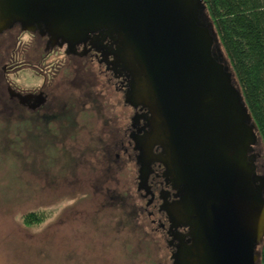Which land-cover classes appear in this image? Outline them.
I'll return each instance as SVG.
<instances>
[{
	"label": "water",
	"instance_id": "water-1",
	"mask_svg": "<svg viewBox=\"0 0 264 264\" xmlns=\"http://www.w3.org/2000/svg\"><path fill=\"white\" fill-rule=\"evenodd\" d=\"M16 23L68 52L90 43L125 75L126 103L145 111L139 190L157 163L173 191L161 196L173 264H261L258 128L204 0H0V32Z\"/></svg>",
	"mask_w": 264,
	"mask_h": 264
},
{
	"label": "flooded vegetation",
	"instance_id": "flooded-vegetation-1",
	"mask_svg": "<svg viewBox=\"0 0 264 264\" xmlns=\"http://www.w3.org/2000/svg\"><path fill=\"white\" fill-rule=\"evenodd\" d=\"M25 35L29 39H23ZM99 76L105 78L102 92L96 91ZM111 91L115 104L105 98ZM126 91L125 75L112 71L102 53L92 49L90 43L77 46L72 53L66 44L53 46L39 30L27 31L18 23L0 32V134H49L56 141V134H70L73 180L77 185H94L103 191L110 181L120 182L119 175L127 164L135 165L137 193L145 206L138 207L134 215H147L150 231L144 232L145 237L160 245L159 251L165 243L167 261L173 264L171 256L179 240H173L170 221L161 210L162 194L173 191L163 177L164 167L157 163L152 165L147 183L149 195L145 189L139 190L140 152L135 138L142 135L139 130L144 122L133 119L145 111L126 103ZM126 107L133 112L129 124ZM5 148L10 150L9 142ZM9 197L7 188L5 194L0 193V203L7 204ZM172 199L168 196L169 201ZM0 215L10 219V207L1 208ZM143 228L146 230L145 222ZM187 233V227L179 228V236L188 237Z\"/></svg>",
	"mask_w": 264,
	"mask_h": 264
},
{
	"label": "rangeland",
	"instance_id": "rangeland-1",
	"mask_svg": "<svg viewBox=\"0 0 264 264\" xmlns=\"http://www.w3.org/2000/svg\"><path fill=\"white\" fill-rule=\"evenodd\" d=\"M97 80L96 91L102 92L105 78ZM105 98L115 104L113 92ZM132 114L126 107L127 124ZM56 136L57 141L49 134H0V193L10 189V202L0 203V209L10 207V219L0 215V264H171L165 243L159 251L145 237L147 215H134L145 206L137 193V167L127 164L120 182L110 181L104 191L77 185L70 134ZM257 153L264 174L262 147ZM31 212L44 221L27 226L23 218Z\"/></svg>",
	"mask_w": 264,
	"mask_h": 264
},
{
	"label": "trees",
	"instance_id": "trees-1",
	"mask_svg": "<svg viewBox=\"0 0 264 264\" xmlns=\"http://www.w3.org/2000/svg\"><path fill=\"white\" fill-rule=\"evenodd\" d=\"M244 102L256 123L264 160V0H204ZM259 168V167H258ZM260 171V170H259ZM39 212L24 216L27 226L44 221ZM264 264V240L259 246Z\"/></svg>",
	"mask_w": 264,
	"mask_h": 264
},
{
	"label": "clouds",
	"instance_id": "clouds-1",
	"mask_svg": "<svg viewBox=\"0 0 264 264\" xmlns=\"http://www.w3.org/2000/svg\"><path fill=\"white\" fill-rule=\"evenodd\" d=\"M23 39L27 40V39H29V36H28V35H25V36L23 37ZM10 78H11V79H15L14 76H10Z\"/></svg>",
	"mask_w": 264,
	"mask_h": 264
}]
</instances>
